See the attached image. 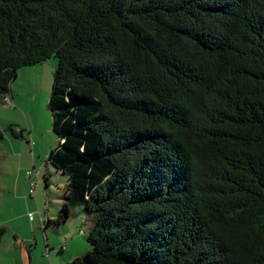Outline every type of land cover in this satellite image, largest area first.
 Segmentation results:
<instances>
[{
	"label": "trees",
	"instance_id": "trees-1",
	"mask_svg": "<svg viewBox=\"0 0 264 264\" xmlns=\"http://www.w3.org/2000/svg\"><path fill=\"white\" fill-rule=\"evenodd\" d=\"M52 58L66 264H264V0H0V102Z\"/></svg>",
	"mask_w": 264,
	"mask_h": 264
},
{
	"label": "rangeland",
	"instance_id": "rangeland-1",
	"mask_svg": "<svg viewBox=\"0 0 264 264\" xmlns=\"http://www.w3.org/2000/svg\"><path fill=\"white\" fill-rule=\"evenodd\" d=\"M55 65L52 58L19 69L8 101L0 102V264H66L91 248L86 240L91 218L81 206L70 208L65 223L43 229L59 214L69 184L48 162L57 146L47 106ZM10 126L22 131L23 139L12 137L6 131Z\"/></svg>",
	"mask_w": 264,
	"mask_h": 264
},
{
	"label": "crops",
	"instance_id": "crops-1",
	"mask_svg": "<svg viewBox=\"0 0 264 264\" xmlns=\"http://www.w3.org/2000/svg\"><path fill=\"white\" fill-rule=\"evenodd\" d=\"M36 84H38V83H36ZM10 102H14L16 99H15V97L14 96H10ZM7 101H8V99H7ZM15 131H17V129H15ZM28 143H29V141H28ZM55 148V147H54ZM26 251V250H25ZM23 255H24V259H28V255H29V252L28 251H26V252H23ZM29 260V259H28Z\"/></svg>",
	"mask_w": 264,
	"mask_h": 264
},
{
	"label": "built area",
	"instance_id": "built-area-1",
	"mask_svg": "<svg viewBox=\"0 0 264 264\" xmlns=\"http://www.w3.org/2000/svg\"><path fill=\"white\" fill-rule=\"evenodd\" d=\"M7 101V100H6ZM5 101V102H6ZM27 175H30V172L27 174ZM34 189H35V184H33L32 182L30 183V189H29V192H33L34 191ZM29 218L28 219H32L33 218V216L31 215V213H29Z\"/></svg>",
	"mask_w": 264,
	"mask_h": 264
}]
</instances>
